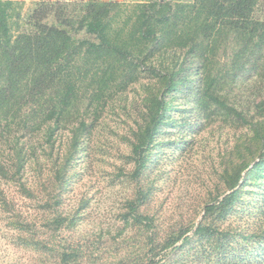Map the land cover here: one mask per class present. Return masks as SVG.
<instances>
[{
	"label": "trees",
	"instance_id": "16d2710c",
	"mask_svg": "<svg viewBox=\"0 0 264 264\" xmlns=\"http://www.w3.org/2000/svg\"><path fill=\"white\" fill-rule=\"evenodd\" d=\"M137 85L145 88L143 106L125 138L134 182L163 149L187 151L191 134L214 118L235 132L219 155L216 195L199 222L164 233L143 212L149 189L128 198L124 218L141 237L131 264H186V252L199 262L264 264V0H149L132 7L0 0L2 179L30 199L45 194L44 206L56 213L47 224L53 239L75 230L77 218L62 211L71 171L110 101ZM185 93L195 105L185 108L187 118H174ZM177 131L179 138L166 140ZM30 165L37 185L26 179ZM11 224L20 244L48 254L51 264H83L79 248L40 242L30 216L19 212Z\"/></svg>",
	"mask_w": 264,
	"mask_h": 264
},
{
	"label": "rangeland",
	"instance_id": "374dc122",
	"mask_svg": "<svg viewBox=\"0 0 264 264\" xmlns=\"http://www.w3.org/2000/svg\"><path fill=\"white\" fill-rule=\"evenodd\" d=\"M146 1L149 0L142 2ZM121 3L132 7L141 2ZM147 81L142 82L147 84ZM144 93L145 88L137 85L120 98L115 95L97 127L87 137L84 153L71 171L62 207L64 213L77 218L75 230L58 232L53 239L47 224L56 213L44 206L45 194L30 199L21 193L18 185L0 175V264H51L48 254L20 244V234L11 224L13 215L19 212L37 222L40 242L50 247V240H54L60 242L57 246L79 248L83 264H121L126 260L131 264L130 260L140 250L141 237L138 228L127 225L124 214L128 212V198L135 196L141 187L151 191L143 212L154 216L164 233L200 221L204 204L216 195L219 155L229 146L228 139L235 129L226 126L220 117L214 118L191 134L192 144L187 151L181 152L180 147L177 153L171 148L163 149L154 157L140 183L134 182L128 175L133 165L127 162L131 148L125 138H131L136 127ZM192 99L182 94L174 103L173 117L187 118L185 108L193 109L195 101ZM183 132L186 131L181 130V137ZM179 137L177 131L166 140ZM43 167L47 174L48 163L44 162ZM26 179L30 184H39L36 166L27 167ZM257 220H251L253 226ZM186 253L190 258L186 264H252L242 260L224 261L223 257L199 262L193 252Z\"/></svg>",
	"mask_w": 264,
	"mask_h": 264
},
{
	"label": "crops",
	"instance_id": "0c3cea01",
	"mask_svg": "<svg viewBox=\"0 0 264 264\" xmlns=\"http://www.w3.org/2000/svg\"><path fill=\"white\" fill-rule=\"evenodd\" d=\"M12 1H19V2H24L27 5H30L34 2L38 1H57V0H12ZM63 1H80V0H63ZM98 1H116V2H134V1H140L142 2L143 0H98Z\"/></svg>",
	"mask_w": 264,
	"mask_h": 264
}]
</instances>
